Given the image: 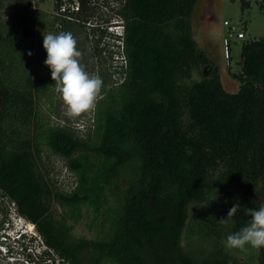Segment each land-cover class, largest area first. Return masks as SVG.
<instances>
[{"label": "trees", "instance_id": "obj_1", "mask_svg": "<svg viewBox=\"0 0 264 264\" xmlns=\"http://www.w3.org/2000/svg\"><path fill=\"white\" fill-rule=\"evenodd\" d=\"M93 1L79 0L78 10L67 8L72 18L56 15L61 31L85 26ZM241 2L243 9L251 6L250 0ZM260 2L264 11V0ZM195 3L125 0L120 14L124 34L115 41L122 38L126 73L94 109V138L90 126L85 133L66 125L44 126L34 100L38 73L28 76L23 87L9 85L3 75L7 63L0 56V192L34 224L62 264L237 262L218 244L213 255L198 258L181 241L193 202L213 199L202 224L218 242L248 224L247 209L259 207L254 194L264 180V35L242 44L241 71L230 72L240 81L237 91L224 88L217 67L186 83L185 75L212 63L192 34ZM61 5L56 0L57 11ZM100 27L94 23V34L107 31ZM103 37L97 35V41ZM5 39L0 30V42ZM11 39L24 41L19 33ZM103 49L97 46L94 53ZM15 108L14 121L34 120L31 137L3 125ZM44 144L75 174L70 190L51 186L41 173ZM128 166L134 173L127 176L110 232L69 239L71 221L82 218V206L92 207L99 218L107 186ZM52 199L66 214L56 215ZM236 204L237 214L229 224H220ZM257 264H264V248H259Z\"/></svg>", "mask_w": 264, "mask_h": 264}, {"label": "rangeland", "instance_id": "obj_2", "mask_svg": "<svg viewBox=\"0 0 264 264\" xmlns=\"http://www.w3.org/2000/svg\"><path fill=\"white\" fill-rule=\"evenodd\" d=\"M124 3L125 0H94L89 22L87 21L85 26H72L69 31L76 38L78 49L82 52L81 63L89 73L98 74L103 80L104 89L102 88L98 102L111 87L117 86V81H120L124 75L121 64L115 61L120 50L115 41V32L120 28L115 24L111 27L113 21L122 20L120 14ZM250 3L249 8L243 9L241 0H196L191 14L192 34L212 63L185 75L182 78L184 82L188 83L193 79L211 75L217 67L224 88L231 92L239 89V79L230 72L241 71L242 44L248 39H258L264 35V11L260 7L261 2L250 0ZM57 12L56 0H0V30L8 38L0 42V56L7 63L3 75L9 85L23 87L28 76L38 73L36 82L40 89L36 91L34 100L40 122L46 127L66 125L79 133H85L90 126L89 132L94 138V128L91 127L94 110L79 117H68L66 108L55 91L51 70L44 63L47 52L43 48V33L62 32L60 24L54 18L59 15ZM76 20L82 21V19ZM224 20H228L237 30H244L246 38H229L228 26L224 24ZM94 23L101 25L100 28L106 27L107 31L97 29L94 34ZM18 33L24 41L16 43L11 38ZM97 35L104 36L101 42L97 41ZM97 46L104 47L101 53H94ZM29 51L32 53L31 56L28 55ZM5 92L6 90H3L2 96ZM18 112L19 110L15 108L3 125L15 126L18 136L31 137L35 126L34 120L26 123L14 121L13 118ZM38 162L41 173L51 186L64 190L72 188L75 174L66 167V160L52 152L45 144ZM133 171L134 168L128 166L114 183L107 186L104 207L99 218L95 217L92 207L86 204L82 206V218L79 221H71L72 230L69 239L99 238L110 232L115 215L114 208L122 200L128 184L127 176L133 174ZM212 200L210 196L190 204L189 219L182 234L183 248L201 258L213 255L219 245L229 256L236 259L235 264H257L259 249L251 246H246L245 250L229 249L226 247L227 236L222 237L218 242L207 232L202 220ZM254 203L258 206L264 204L263 179L260 180L254 194ZM51 206L58 217L66 214V209L53 199ZM108 208H111L112 217H108ZM84 256L88 259L89 252H85ZM0 261L3 264H62L57 255L47 249L34 224L20 217L13 204L1 192ZM147 264L168 263L162 260L160 263L148 261Z\"/></svg>", "mask_w": 264, "mask_h": 264}, {"label": "clouds", "instance_id": "obj_3", "mask_svg": "<svg viewBox=\"0 0 264 264\" xmlns=\"http://www.w3.org/2000/svg\"><path fill=\"white\" fill-rule=\"evenodd\" d=\"M118 26L116 36H123L124 25L122 20L113 21L112 26ZM117 38V37H116ZM122 41V38L117 40ZM78 42L71 32L58 34L43 33V48L47 52L45 65L51 70V78L55 81V91L59 94L70 118L93 111L101 97L103 80L98 74L89 73L81 63L82 52L78 49ZM28 55L32 53L29 51ZM240 206L234 205L226 219L218 222L227 225L237 214ZM250 221L240 230L230 234L226 239L229 249L245 250L246 246L264 248V204L258 208L247 209Z\"/></svg>", "mask_w": 264, "mask_h": 264}, {"label": "built area", "instance_id": "obj_4", "mask_svg": "<svg viewBox=\"0 0 264 264\" xmlns=\"http://www.w3.org/2000/svg\"><path fill=\"white\" fill-rule=\"evenodd\" d=\"M67 8H69V10H78L79 0H73V2L72 0H62V5L60 7V10L57 13L67 18H72L73 16L67 13ZM224 24L228 26L227 32H228L229 38H235V39H238V38L245 39L246 38V32L244 30H237V28L233 26L228 20H224ZM118 44H120V45H117L120 50H118L117 52L115 61H118L121 64L122 71L124 72V75H125L126 68H127V57L125 53L123 52V47H122L123 42L118 41ZM20 217H23V216L20 215Z\"/></svg>", "mask_w": 264, "mask_h": 264}]
</instances>
